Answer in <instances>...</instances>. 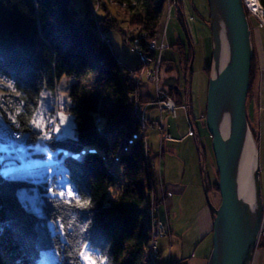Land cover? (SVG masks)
<instances>
[{
	"label": "trees",
	"instance_id": "trees-1",
	"mask_svg": "<svg viewBox=\"0 0 264 264\" xmlns=\"http://www.w3.org/2000/svg\"><path fill=\"white\" fill-rule=\"evenodd\" d=\"M113 1L132 4L128 26L150 37L161 28L165 0L157 6L156 0ZM258 2L264 20V0ZM177 21L187 32L181 13ZM109 28H118L114 18L109 14L97 18L88 0L81 14L72 0H0V75L10 82L20 103L14 110V130L26 135L24 145L35 146L38 133L30 122L38 97L44 89L53 91L65 76L71 82L62 109L70 116L74 131L72 139L57 140L52 134L47 143L67 169L63 178L73 198L48 197L50 186L45 180L10 179L0 168V253L8 264H38L40 253L47 249L58 254V261L50 264H81L86 243L88 256L98 263L150 264L146 209L153 174L145 162L144 137L137 136L133 98L138 84L130 77L131 72L138 73L139 63L130 69L119 62L104 34ZM171 46L180 51L182 60L178 65L173 59L161 60L160 87L175 103L189 102L192 69L187 75V67L192 46L187 41ZM203 72L207 84L209 65ZM256 74L252 55L248 104ZM169 76L176 77L173 87L163 84ZM247 120L255 136L248 113ZM215 176L213 184L208 180L209 192L218 193L216 170ZM51 181V190L56 192L55 177ZM31 187L42 195L40 215L26 209L17 196L20 189ZM49 221L58 222L61 233H50ZM211 232L210 228L209 237Z\"/></svg>",
	"mask_w": 264,
	"mask_h": 264
},
{
	"label": "rangeland",
	"instance_id": "rangeland-1",
	"mask_svg": "<svg viewBox=\"0 0 264 264\" xmlns=\"http://www.w3.org/2000/svg\"><path fill=\"white\" fill-rule=\"evenodd\" d=\"M88 1L90 2V7H91V4L93 5V12L95 14L98 11V7H96V4H94L92 0H88ZM172 2L175 8L173 10L174 11L173 14H171V16L168 19L166 16L167 7L165 6L163 7L164 17H163L162 25H164L165 22L168 23V26L170 25V27L174 29L178 38H180L181 43L185 44L186 42L185 32L186 31L185 32L183 31L180 23L177 21L178 3L176 2V0H173ZM118 3L119 4H115V5L110 4L109 6L108 5L102 6L106 9H110V12L108 14L114 18V20L116 21L118 25V28L107 29L104 32V34L107 37L108 43L111 49L116 54L119 62L131 69L133 68L135 64L139 63L138 54L132 48L130 43L127 42L125 38L128 33L133 34L134 27L128 26V21H129L128 12H130L128 9H130L129 7H133V6L132 4L128 5L125 2H118ZM121 3H123V5H120ZM72 4L76 12L78 14H81V11H83V8H84V0H72ZM189 19H190L189 15L186 14L185 20L187 21ZM260 20L261 19L255 18L254 16L248 14V23L251 28H255L256 26L262 27L263 25ZM183 22L185 24L184 19H183ZM187 28L192 33V36H193L192 38L195 40L196 39L195 29H192L190 25ZM120 29L124 31V35L120 31ZM259 31H260L259 33L261 36L262 32L261 30ZM161 32L162 31L160 28L156 34L157 38L159 39L161 37ZM262 39L264 40V38ZM162 47H163L162 48L163 50L161 53L162 59L163 58L170 59L171 57H173V60H178L176 58L177 56L176 52H178L176 51V47L169 46V45L166 46L165 44H162ZM194 49H195V58H194V61L192 62L191 69L193 68V71L196 72L197 71L196 68L203 66L204 64L201 65L202 63H200L199 61L201 60L200 59L201 57H200V53L198 52V47L196 46L194 47ZM262 66L264 69V64ZM139 72L140 70L138 71V73ZM195 72H193V75H195ZM137 77L138 76L136 75L135 80H138ZM2 80L3 79H0V121H1L0 132L2 133L1 135L4 137L5 140H6V134L7 135L9 134L10 137L12 136L17 139V141L13 142L9 146L12 149L11 150L12 154L17 155L21 159H23L22 160L23 165H27V167H31L32 168L31 172L34 173L33 176L37 178L36 179L37 181H40V179H42L43 173L46 172L45 168L42 169L41 167H39V165H37L39 164V162L36 159L37 157H34V155L36 154L35 152H37V150L40 149V147L34 148L33 150L29 148V146L24 145L26 135L24 133H20L19 131L14 130L13 127H15L16 124L13 119H14L15 111L18 110V107H20V103L17 100V95L13 91L9 82L5 80L2 81ZM70 82H71L70 78L62 76L56 83L55 89L53 91L44 89L40 93L38 97V104H37L36 111L30 122L31 128L36 133H38L34 143L39 142L44 145H47L49 140L52 138V134L57 140H60L62 138H69V139L74 138V131H73V125H72L71 118L62 109L63 105L67 101L65 91L68 88ZM205 85L207 84L205 83ZM205 85H204L203 93L200 96V102L202 103L200 105L195 104V109H196L195 112L197 114V119H198L197 130L199 131V136H198L199 139L196 138V146L194 149H192L191 155L188 152L177 153L178 159L180 158V166L178 168V171H180L179 172L180 174H185L186 177L190 174L191 170L188 169L190 163L192 164V167L195 170V173L197 172V175L199 178L198 180L199 192H200L203 202L205 201H204L203 188H202V174H201V169H200V161L198 157L199 153L197 149L198 140L203 148L202 151H203V156H204V168L206 170L207 179L209 180L211 184H213L216 179V176H215L216 169H215L214 159H213L211 146H210L211 140H210L208 131L205 126L204 114H203L204 108H205V93H206ZM158 86H160V82H158ZM136 98L138 102L141 103L140 105H144V103L149 105L146 111L147 118H150L153 120L158 119L157 110L153 106L150 105L156 100L154 84L150 81H147L142 76L141 78H139L138 86L136 89ZM252 101H253V92L250 95L247 113H248V117H249L251 124L255 126L254 133H256L257 131L256 137H257V147H258L259 178H260L262 196L264 197V114L261 119H258L259 117L257 116L259 114V110L257 109V107L254 108L252 106ZM184 114L187 119L189 112L188 113L186 112ZM61 118H63V121L61 120ZM33 120L41 123V125L45 128V131L43 132V130L37 129L35 126H33L32 124ZM176 120H179V119L176 117L175 121ZM180 128H181V125H180ZM6 131L7 133H5ZM186 133H188V126H187ZM190 136H192V134ZM141 137L143 136L141 135ZM163 138L162 136L159 135V132L155 128H150L149 126H147L145 130V138L144 139L142 138V147L144 148V153L147 156V158H145V162L148 165H150V168L152 169V173L156 177L157 185L159 186V189L163 191V193L160 194V197L161 195H164V194L166 195L168 193V191L164 192L163 190V181H162L161 176H159V171H158V161H159V157L161 154V148H163L166 143H170L173 141H179V139H174V138H171V140L165 141ZM184 144H186V142H184ZM7 149L8 148H6L4 143H2V139H1L0 140V153H1L0 155L5 156V154L7 153ZM81 152H84V150H82ZM64 155L65 153L61 155V158H63ZM1 171L4 173L6 170H1ZM64 183L65 182H62L59 179H57L56 184L58 187H60L61 190H63V188H66V184ZM153 185L154 187H152L151 189L152 194H153L152 200L154 201V205L157 206L159 204V200L155 197L154 192H153V188L157 187L154 181H153ZM49 186H50L49 189L53 188L52 183H50ZM17 196L21 204L26 209L34 212L37 215L41 214L42 195L38 193L35 187L20 189L17 193ZM209 198L212 201L214 206H217L219 204L220 198L217 192L210 191ZM206 213L208 214V217H210V213L207 208H206ZM156 217H157V213H156ZM47 226H48L50 233H55V232L61 233V229L59 227L58 222L49 221L47 223ZM207 241L211 242V236L208 238V240L204 241L201 245H199L200 246L199 248L193 251H190L189 254L185 255L183 254V252H181L182 245L179 243V241L174 240V238H170V236H168L166 232L165 235L157 238L158 256L157 258L154 259V261H150V264H171V263L179 262L180 259L182 258H185V260L188 261V264H206L207 258L206 257L203 258L202 256H203V252L205 251L204 249L206 247L205 245L206 243H208ZM88 246H89L88 243H86L83 246L82 251L80 253L81 264H85L82 253L88 256V249H89ZM203 246L205 247L203 248ZM256 251H257L256 261L258 260L259 263L261 262L262 264H264V240H262L257 245L255 252ZM57 261H58V254L56 250L47 249L40 253L37 263L38 264H50V263H55ZM100 262L98 264H100ZM16 263H18V261ZM0 264H8V262L4 259L1 253H0Z\"/></svg>",
	"mask_w": 264,
	"mask_h": 264
},
{
	"label": "water",
	"instance_id": "water-1",
	"mask_svg": "<svg viewBox=\"0 0 264 264\" xmlns=\"http://www.w3.org/2000/svg\"><path fill=\"white\" fill-rule=\"evenodd\" d=\"M207 5L211 53L204 122L211 140L220 201L214 206L209 198L208 179L198 140L204 201L211 215V249L206 264H251L264 202L259 178L257 131L254 136L247 120L252 29L244 0H207ZM192 62L193 52L187 75L191 72ZM257 75L258 72L253 90L258 86ZM175 82L176 77L169 76L163 84L173 87ZM252 102L255 108L254 99ZM186 104L189 103L186 101ZM187 119L192 135H197L191 116L188 115ZM251 126L255 131V126ZM248 136L252 137L257 152L250 176V199L239 190L240 163ZM175 264H188V261L181 260Z\"/></svg>",
	"mask_w": 264,
	"mask_h": 264
},
{
	"label": "crops",
	"instance_id": "crops-1",
	"mask_svg": "<svg viewBox=\"0 0 264 264\" xmlns=\"http://www.w3.org/2000/svg\"><path fill=\"white\" fill-rule=\"evenodd\" d=\"M90 9L93 10L92 4ZM177 10L178 13H181V17L184 19L186 24V41L191 43L193 61L195 58L194 47L197 46L201 57V60L199 61L202 63L201 65L204 64L203 66L197 67L196 72L193 71L192 68V74L188 83V103L190 105L189 115L192 118L191 121L196 129L197 135L186 136L188 122L185 114L182 111L178 110L176 112V117L179 119L176 121V117L171 118L166 113L163 115L164 132L171 135V137L174 139H179L180 142L173 141L166 143L164 147L161 148V154L158 161L159 176H161L163 181L164 192H171L172 196L166 198L163 204H158L156 206V210L158 219L163 223L164 235L167 232L170 238H174V240L179 241V243L182 245L181 252L186 255L189 254L190 251L199 248V245L208 240V233L211 227L210 217H208V214L206 213V204L203 202L199 192V178L197 172L195 173V170L190 163L188 168L191 170L190 174L187 177L185 174H180V171H178L180 166V158L178 159L177 157V153L183 152H188L191 155L192 149H194L196 146V138L199 136V131L197 130L198 119L195 112V104L200 105L202 103L200 102V96L203 93L204 85L206 83V77L203 69L210 65L211 40L210 27L208 25L207 0H180L179 8L177 7ZM109 12L110 9L103 7L95 14L97 18H102ZM186 14H188L190 18L187 21L185 20ZM189 25L196 31L195 40L192 38V33L187 28ZM163 29L164 33L161 37L162 44H165L166 46L174 45L175 42L183 44L181 43L180 38H178L176 35L174 29L171 28L170 25L168 26V23H165V25L161 26V31H163ZM251 29L253 55L256 60L258 72V86L253 90V99L255 102V108L257 107L259 110L257 117H259L258 119H261L264 114V69L262 66L264 64V40L262 39L264 38V26H256L255 28ZM259 30L262 32L261 36ZM176 53L177 56H175L178 60L174 61L178 65V63H180L182 60V56L180 55V51ZM170 59H173V57ZM193 72H195V75H193ZM178 86L181 88L183 87V82L180 80V78L178 81ZM184 142H186V144H184ZM152 180L157 186L153 188L154 195L159 200L160 194L163 193V191L159 189L156 177L154 175ZM205 246H203V248L205 247L204 249L206 251L203 252V258L208 257L209 250L211 249V242L209 241ZM256 255L257 251L254 252L251 264H262L261 262L259 263L258 260L256 261ZM181 260H185V258L180 259V261Z\"/></svg>",
	"mask_w": 264,
	"mask_h": 264
},
{
	"label": "built area",
	"instance_id": "built-area-1",
	"mask_svg": "<svg viewBox=\"0 0 264 264\" xmlns=\"http://www.w3.org/2000/svg\"><path fill=\"white\" fill-rule=\"evenodd\" d=\"M94 4H96V7H102L105 5L110 4H119L117 1L113 0H92ZM173 0H165V7H167L166 16L167 19L173 14L174 10V4L172 2ZM160 3V0L155 1V6H157ZM120 5H123L121 3ZM249 14V12H248ZM250 15V14H249ZM260 18L261 23L264 26V20L262 18V11L260 12ZM166 23V22H165ZM165 25V24H164ZM165 29V27H164ZM164 29L161 32V37L164 33ZM127 42L130 43L132 48L136 51L139 57V73L131 72L130 77L136 81L138 84L139 78L144 77L147 81H150L154 84L155 87V95L156 100L150 104L153 106L157 112H158V119L153 120L146 117V111L149 107L148 104L140 105L141 103L138 102L137 98H133V110L134 114L138 121V132L137 136H143L145 138V130L147 126L150 128H155L159 135L162 136V138L166 140H171V136L168 133L164 132V120L163 115L166 113L171 118L176 117V112L178 110L186 113L188 107L190 108V105L183 103H175V101L165 92L161 89L160 86H158L159 81V70H160V63L162 60L161 53H162V44H161V37L160 39L157 38L156 34L153 37H150L146 32L144 31H138L136 28L133 29V34L128 33L126 35ZM136 75L138 76L135 80ZM0 79H3L2 81H7L3 76L0 75ZM9 82V81H7ZM10 84V82H9ZM133 87V86H132ZM188 122V121H187ZM1 123V121H0ZM9 127V126H8ZM7 127V128H8ZM7 133V131L5 132ZM0 132V140L2 139V143L6 146L7 149V156L1 161V166L8 168V174L11 178H26L25 173H27V165H23L22 159L12 154V149L9 147L13 142L17 141L15 137H10L9 134H6V140L1 135ZM192 134V129L190 127V124L188 122V133H186V136H190ZM36 147H40V149L35 152L37 156V160L39 162V167L42 169H46L45 174L47 177L45 179L46 184L50 185L52 183V177H55V188L56 192H53L51 189L48 188L47 196L48 197H56V198H66L68 197V192L71 191L70 187L66 184V188H63V190L60 189V187L57 186V179H59L62 182H65L63 176L65 173H67L66 167L58 160L56 157V154L53 150H51L47 145H44L42 143L37 142L35 144ZM34 152V151H33ZM145 158H147L146 155H144ZM50 162V163H49ZM9 163H14L12 166L8 165ZM40 168V169H41ZM59 188V189H58ZM62 188V187H61ZM61 190V191H60ZM72 192V191H71ZM148 206L146 209V216L148 218V223L151 229V235L150 240L148 242V256L150 261H154L155 258L158 256L157 251V238L164 235V229H163V223L156 217V205H154L153 194L150 190L148 193ZM171 193H167L166 195H161L159 199V204H163L165 199L167 197H170ZM264 240V202H263V212H262V218L260 222L259 227V233H258V240L256 244L257 245ZM175 264V263H171Z\"/></svg>",
	"mask_w": 264,
	"mask_h": 264
},
{
	"label": "bare ground",
	"instance_id": "bare-ground-1",
	"mask_svg": "<svg viewBox=\"0 0 264 264\" xmlns=\"http://www.w3.org/2000/svg\"><path fill=\"white\" fill-rule=\"evenodd\" d=\"M244 1L249 14L255 18H260L261 6L258 0ZM256 153L254 141L252 137L248 136L243 150L239 171V190L240 193L248 199L251 197L250 176L256 163Z\"/></svg>",
	"mask_w": 264,
	"mask_h": 264
},
{
	"label": "snow or ice",
	"instance_id": "snow-or-ice-1",
	"mask_svg": "<svg viewBox=\"0 0 264 264\" xmlns=\"http://www.w3.org/2000/svg\"><path fill=\"white\" fill-rule=\"evenodd\" d=\"M61 120L63 121V118H61ZM33 126H35L37 129H41L43 130V132L45 131V128L41 125V123L33 120L32 121ZM68 196L69 198H73V193L71 191L68 192ZM80 206H84V205H80ZM83 256V260L85 262V264H98V262L91 256H86L82 253ZM100 264H102V262H100Z\"/></svg>",
	"mask_w": 264,
	"mask_h": 264
}]
</instances>
